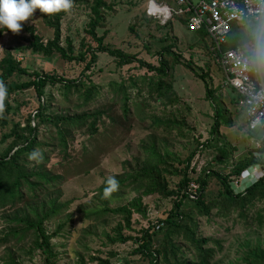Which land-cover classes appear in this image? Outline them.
Returning <instances> with one entry per match:
<instances>
[{"label":"trees","instance_id":"1","mask_svg":"<svg viewBox=\"0 0 264 264\" xmlns=\"http://www.w3.org/2000/svg\"><path fill=\"white\" fill-rule=\"evenodd\" d=\"M72 1L84 3L89 9L86 34L90 40L83 39L78 50L69 37L65 40L66 46L62 44V21L70 9L66 12L60 11L52 14L40 13L43 24L53 34V38L46 42L35 26L21 22V30L28 36L26 50L45 59L58 56L66 63L82 65L84 68L80 78L69 80L59 78L55 74L31 71L17 61L12 50H5L0 59V85L4 87V95L0 97V128L7 124L6 114L11 109L10 101L13 96L21 91L33 89L39 99L34 112L25 117V126L22 127L21 123L13 124L11 131L3 135L1 140L2 142L10 140V142L0 155V212L3 215V221L7 224L0 243L5 246H9L14 241L21 244L29 238L31 249L26 254L31 256L34 251H41L45 256L44 264H54L58 258L59 254L52 241L55 237H59L65 227V223L60 220L68 206L60 201L59 186L63 182V177L48 169L47 163L49 157L56 151L67 158L69 141L76 131L84 128H87L91 134L98 131V123L105 112L90 110L100 94L98 87L91 82L88 73L98 63L99 55L106 54L111 57L120 69L134 64H137L140 70L146 69L152 75L138 78H141L143 85L148 82L149 91L156 96L155 99L162 100V105L166 108L181 101L172 79L175 66L182 65L191 71L204 83L205 98L211 102L215 111V122L211 128L212 136L219 134L220 118L229 114V109L224 102L216 98L220 85L214 87L212 83L209 84L207 75L197 73L192 61L185 64L181 55L173 51V44H168L157 51V66L138 58V55L111 49L104 44L105 36H98V30L104 28L106 11L112 10V6L107 0ZM176 18L187 27L183 17ZM263 22L264 17L260 22L255 23L257 26L255 36L251 35L250 31L239 35V31L236 30L230 35L229 42L227 41L223 46V50L240 48L246 53L256 68L252 79L258 88L261 86L257 73L255 50ZM158 27H160L159 24ZM130 29L134 32L133 27ZM0 31H3L0 33V39L5 34L12 33L6 29H0ZM197 33L202 39L201 42L204 44L209 60L221 71L223 84H225V74L210 51L212 43L208 34L205 31ZM163 41L167 43L168 38ZM263 55L264 34L261 40V69L264 77ZM23 76L28 77L29 80L26 82L13 80L14 77L21 79ZM138 78H131L128 85L125 82L109 84L111 94L115 95V102L121 105L124 117H128L130 111L129 88H135L140 93L137 87L140 82ZM57 85H60L63 97L67 100L72 94L78 96V105L82 107L80 113L69 115L51 110L52 97L47 95L46 89L48 86ZM229 88L235 92L234 89ZM235 94L237 99L233 103L238 106L240 96L236 92ZM240 111L246 115L244 108H240ZM225 123H232L231 119ZM155 125L158 128L164 126L170 135L174 130L181 134L178 122L157 120ZM251 134L258 138L261 132L256 131ZM217 141L219 142V139L213 142L216 143L217 151L222 154L219 162L227 161L226 155H223V145L219 147ZM165 144L163 142L162 149ZM162 149H158L157 144L152 143L144 148L145 158L141 165H138L136 169H128L126 163L124 172L115 178L117 182L115 187L105 181L99 188L98 192L105 207L88 215L98 220L109 217L120 218V222L113 229L112 236L104 233L110 246L133 242L135 249L131 255L138 256L146 264H213L216 255L223 251V246L218 240L200 236L199 218L217 217L229 221L234 216V220L242 221L247 226L257 224L259 229L264 228V208L256 213L253 212L256 204L264 203V173L241 192L235 190L234 187V182L253 166L258 165L264 170V158L256 156L255 150H249L247 156L237 162L228 175H223L210 170V163L197 172L192 167V163L198 150L191 153L185 161H181L175 154ZM259 151L264 152V148ZM180 166L182 168H177ZM168 176L180 178L177 187L170 188ZM211 178H215L222 187L215 200H208L207 187ZM191 183L198 186L195 199L189 197L188 190ZM135 190L141 191V194L128 204L116 208L108 207L107 199H117L127 191ZM154 195L171 201L172 208L166 217L157 219L153 223L149 222L147 227L136 233V236L126 234L125 232H135L132 228L133 215L139 214L145 218L147 214L142 197ZM250 212L255 214H250ZM56 220L59 223L55 231L49 233L47 226ZM158 225L160 228L156 230ZM260 245L259 243L252 248L247 244L240 264H264V248ZM117 256L115 251H111L104 259L98 256L92 260L97 264H111ZM6 263L25 264L16 257L15 248L11 246L7 248ZM79 264H84L82 257L79 258Z\"/></svg>","mask_w":264,"mask_h":264},{"label":"rangeland","instance_id":"2","mask_svg":"<svg viewBox=\"0 0 264 264\" xmlns=\"http://www.w3.org/2000/svg\"><path fill=\"white\" fill-rule=\"evenodd\" d=\"M156 1L165 3L171 8L176 7L175 0ZM107 2L112 6V10L106 11L105 26L98 30V36H105V45L111 49L138 55V58L157 66V51L168 44H173V51L181 55L185 64L192 61L197 73L207 75L209 84L212 83L214 87L220 85L216 98H219L221 102L224 101V104L227 103L229 114L220 118L219 134L212 136L211 128L215 122V111L211 102L205 98L204 83L191 71L182 65L175 66L172 79L181 101L166 108L163 107L162 100L155 99L156 96L149 91L148 82L143 85L141 78H138L152 75L146 69L140 70L137 64L120 69L111 57L106 54L99 55L98 63L88 73L100 94L90 110L105 112L98 123V131L95 134L89 133L87 128L76 131L69 141L67 158L56 151L49 157L47 163L48 169L63 177V182L59 186L60 201L68 205L60 220L65 223V227L59 237H55L52 241L59 254L54 264H79L80 257L83 258L84 264H97L92 258L99 256L104 259L111 251L118 254L111 264H146L138 256L131 255L135 249L133 242L110 246L106 240L104 233L113 235V229L120 222L119 217L98 220L89 217L88 214L105 207L98 192L104 182L109 177L116 178L122 174L126 163L128 169H136L138 165H141L145 158L144 148L152 143H156L158 149H162L163 142L166 143V148L162 150L167 149L181 161H185L191 153L198 150L195 156L199 158L198 161L202 160L205 165L210 163V170L223 175H228L235 164L248 154L245 152L243 143L239 141L240 137L236 136L237 131L232 123H225L229 119H235L231 114L236 115L233 102L237 99V95L223 84L222 73L209 60L199 34L189 30L176 17L164 25L160 23L158 17H149L147 14L149 0H107ZM40 13L39 9L35 10L32 17L24 22L35 26L46 42L53 38V34L43 24ZM88 13L89 9L84 3L72 1V6L62 21L64 46L68 37L73 40L76 50L83 39L90 40L86 34ZM131 27L134 28V32L131 31ZM236 30L239 31V35L248 31L251 33V30H254L251 34L255 36L257 26L251 22L233 25L232 32ZM165 38H168L167 43L163 41ZM27 40L28 36L21 29L15 34H5L0 39V59L5 50H12L17 61L31 71L55 74L59 78L69 80L80 78L84 68L82 65L66 63L58 56L45 59L32 54L26 50ZM229 40L230 36L228 42ZM131 78L139 79L137 87L140 93L135 88H129L130 111L128 117H124L121 105L115 102L116 97L111 94L109 84L125 82L128 85ZM13 80L26 82L29 78L14 77ZM46 93L52 97L50 101L52 111L69 115L81 112L82 107L78 105V96L72 94L67 100L63 97L60 85L48 86ZM38 101L33 89L21 91L13 96L10 101L11 109L6 114L7 124L0 128V155L10 142V140L2 142L3 135L11 131L13 124L21 123L24 127L25 117L34 112ZM229 102L231 105L228 104ZM157 120L178 122L181 134L174 130L170 135L164 126L158 128L155 125ZM215 139H219V142L217 141L219 147L223 145V155H226L227 161L223 158L224 162H219L222 154L217 151L216 143L213 142ZM175 166L178 165L175 164ZM249 171H246L244 177ZM167 180L170 188H175L180 178L168 176ZM241 180H238V183ZM247 183L243 181L242 186ZM221 188V184L215 178H211L207 187L208 200H215ZM140 194L141 191H127L120 198L107 199L106 203L109 208H116L128 204ZM142 203L147 210L145 218L139 214L133 215L132 228L135 232H125L126 234L136 236V233L147 227L149 222L153 223L157 219L165 218L172 208L170 200L157 195L143 196ZM263 208L264 203L260 202L255 208L253 207V212L256 213ZM255 213L250 212L253 215ZM2 216L0 212V240L7 228ZM234 219V216L229 221L217 217L198 219L200 236L222 243L223 251L216 255L213 264H240L247 244L254 248L260 243V246L264 248V228L259 229L257 224L247 226L245 222L243 224L242 221ZM57 223H59L58 220L47 226L49 233L55 231ZM9 246L15 248L16 257L23 263L44 264L45 256L41 251H34L31 256L26 254L31 249L29 238L21 244L11 242ZM9 246L0 243V264H7L6 252Z\"/></svg>","mask_w":264,"mask_h":264},{"label":"built area","instance_id":"3","mask_svg":"<svg viewBox=\"0 0 264 264\" xmlns=\"http://www.w3.org/2000/svg\"><path fill=\"white\" fill-rule=\"evenodd\" d=\"M176 7L171 8L165 3L149 0V17H158L162 25L175 17H183L187 28L191 31H205L212 43L210 51L216 63L225 74V85L231 87L240 96L238 108H244L247 116L246 135L240 136L239 141L249 150H255V155L264 158V92L256 86L252 75L256 72L251 59L240 49L223 50L232 33L233 25L244 23H258L264 17V0H175ZM164 9L162 13L160 9ZM260 131L254 139L251 133ZM248 139V141H247ZM195 157L192 167L200 172L205 163ZM250 170V171H249ZM247 176L242 175L239 183L234 182L235 190L241 192L247 185L259 179L264 170L256 165L250 168ZM239 179V180H240ZM245 181L247 185L242 186ZM190 184L189 197L196 198L197 185ZM248 185V186H249ZM160 226H156L158 230Z\"/></svg>","mask_w":264,"mask_h":264},{"label":"clouds","instance_id":"4","mask_svg":"<svg viewBox=\"0 0 264 264\" xmlns=\"http://www.w3.org/2000/svg\"><path fill=\"white\" fill-rule=\"evenodd\" d=\"M71 6L72 0H0V29H6L15 34L20 31L21 22L29 20L36 9L44 14H52L66 12ZM257 58L258 60L260 58L259 52ZM3 95L4 87L0 85V97ZM107 183L115 187L117 182L115 178L109 177Z\"/></svg>","mask_w":264,"mask_h":264},{"label":"crops","instance_id":"5","mask_svg":"<svg viewBox=\"0 0 264 264\" xmlns=\"http://www.w3.org/2000/svg\"><path fill=\"white\" fill-rule=\"evenodd\" d=\"M255 24V23H254ZM252 32H254V30H251V33ZM253 34V33H252ZM251 34V35H252ZM263 57H264V55H263ZM263 62H264V59H263ZM227 95L229 96L230 94H229V92L227 93ZM224 96H225V94H224ZM224 102V101H223ZM227 103H225V105H226ZM228 104H230L231 105V103L229 102ZM235 107H236V115H232L231 114V116L232 117H235V119L234 120H232L231 119V122H232V126L236 129V131H237V137L239 138L240 136H247L246 135V128H247V118H246V115L245 114H243L241 111H240V109L238 108V106L237 105H235ZM237 138V139H238ZM254 139H256V137H254ZM247 141H248V139H247ZM242 145V144H241ZM243 146H244V149H245V152H248V148H247V146L245 145V144H243Z\"/></svg>","mask_w":264,"mask_h":264},{"label":"water","instance_id":"6","mask_svg":"<svg viewBox=\"0 0 264 264\" xmlns=\"http://www.w3.org/2000/svg\"><path fill=\"white\" fill-rule=\"evenodd\" d=\"M263 34H264V22H263L260 34L258 36L256 50H255V60H256V65H257V73L259 75L261 89L264 92V77H263L262 69H261V40H262ZM258 52H259V56H260L259 60L257 58Z\"/></svg>","mask_w":264,"mask_h":264},{"label":"bare ground","instance_id":"7","mask_svg":"<svg viewBox=\"0 0 264 264\" xmlns=\"http://www.w3.org/2000/svg\"><path fill=\"white\" fill-rule=\"evenodd\" d=\"M163 11H164V9H162V8L159 10L160 13H162Z\"/></svg>","mask_w":264,"mask_h":264}]
</instances>
